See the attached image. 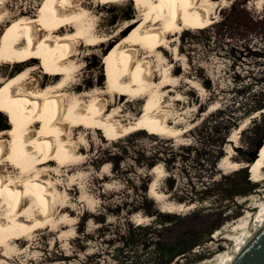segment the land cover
Segmentation results:
<instances>
[{"label":"rangeland","instance_id":"374dc122","mask_svg":"<svg viewBox=\"0 0 264 264\" xmlns=\"http://www.w3.org/2000/svg\"><path fill=\"white\" fill-rule=\"evenodd\" d=\"M40 2L5 0L4 7L11 15H31ZM208 8L207 27L176 33L161 51L160 64L150 57L153 80L160 81L164 70L169 76L168 87L158 90L157 110L166 125L183 132L138 130L108 139L91 129L75 130L80 160L50 168L52 221L11 247L0 246V264H158L159 238L183 251L169 264H213L227 249L230 234L240 233L229 230L232 224L257 213L264 188L255 190L264 180L254 181L248 164L264 137V107L251 111L264 104V0H210ZM130 11L135 12L129 2L99 6L96 29L113 34L122 19L133 17ZM224 41L251 48L232 52L233 63ZM82 46L84 68L77 79L85 87L104 73L105 53ZM145 98L120 101L121 123L139 115ZM227 160L242 166L232 169ZM154 166L161 173L153 172ZM153 182L159 197L149 195ZM178 203L191 207H169Z\"/></svg>","mask_w":264,"mask_h":264},{"label":"bare ground","instance_id":"6f19581e","mask_svg":"<svg viewBox=\"0 0 264 264\" xmlns=\"http://www.w3.org/2000/svg\"><path fill=\"white\" fill-rule=\"evenodd\" d=\"M4 1L0 0L4 27L0 33V246L7 248L52 221L55 188L50 168L58 170L80 160L75 130L91 129L108 139L138 130L169 136L183 132L166 125L157 110L158 90L168 87L169 76L164 70L155 82L150 57L160 64L161 51L176 33L203 28L212 19L210 0H93L91 7L79 0H40L31 15L27 11L11 15ZM128 2L135 14L130 11L133 17L122 19L113 34L96 29L99 6ZM80 43L105 53L101 57L104 73L85 87L77 79L85 57L78 52ZM4 67L10 70L4 73ZM126 96L146 98L139 115L121 123L119 103ZM227 161L232 169L242 166ZM248 168L254 181L264 180V137ZM152 171L161 173L158 166ZM263 188L264 183L255 191ZM148 192L151 197L160 195L154 182ZM263 211L264 200L254 216L247 214L232 224L229 230L240 233L230 234L227 249L213 264L223 263L235 241Z\"/></svg>","mask_w":264,"mask_h":264},{"label":"water","instance_id":"95a60500","mask_svg":"<svg viewBox=\"0 0 264 264\" xmlns=\"http://www.w3.org/2000/svg\"><path fill=\"white\" fill-rule=\"evenodd\" d=\"M222 264H264V211L252 220L248 230Z\"/></svg>","mask_w":264,"mask_h":264},{"label":"trees","instance_id":"16d2710c","mask_svg":"<svg viewBox=\"0 0 264 264\" xmlns=\"http://www.w3.org/2000/svg\"><path fill=\"white\" fill-rule=\"evenodd\" d=\"M203 28H205V27H203ZM221 44L223 47H227L228 48L227 50H229L231 56L234 57L233 63H235L237 55H235V54L233 55L232 52L238 51L239 53H241L242 51H245V50L250 51V48H251V46H249V43L240 42V41H237L236 43H233V44L229 43L228 41H224V43L221 42ZM254 52H256V50H254ZM263 107H264V104L259 102L258 104H255L253 106L251 111L255 112V111H257ZM143 201L146 202V199L144 198ZM127 224H128L129 228L138 229V225L132 227L131 223L127 222ZM136 242H138V240ZM125 243H128V242L126 241ZM129 243H130V241H129ZM156 252H157L158 264H169L174 259V257L179 255L183 251L181 250V247L179 245L165 244L162 242L161 238H159L156 241Z\"/></svg>","mask_w":264,"mask_h":264}]
</instances>
